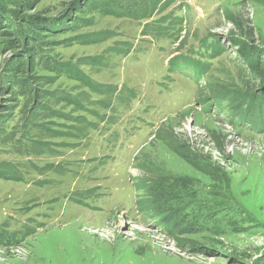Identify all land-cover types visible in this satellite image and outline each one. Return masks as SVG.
Returning <instances> with one entry per match:
<instances>
[{
	"label": "rangeland",
	"instance_id": "rangeland-1",
	"mask_svg": "<svg viewBox=\"0 0 264 264\" xmlns=\"http://www.w3.org/2000/svg\"><path fill=\"white\" fill-rule=\"evenodd\" d=\"M26 1L0 0L3 25L81 4L75 30L36 31L97 90L37 65L34 97L7 94L22 48L0 36V264H264L260 79L238 52L264 47V0ZM160 181L191 192L175 231L149 207Z\"/></svg>",
	"mask_w": 264,
	"mask_h": 264
},
{
	"label": "trees",
	"instance_id": "trees-1",
	"mask_svg": "<svg viewBox=\"0 0 264 264\" xmlns=\"http://www.w3.org/2000/svg\"><path fill=\"white\" fill-rule=\"evenodd\" d=\"M22 2H27L26 0H22ZM115 2V1H113ZM72 7L69 8H62L60 10H55L51 11L50 8L42 10L41 16L38 14L26 16L25 19V25L24 22H21L19 19L16 24H18V29L15 31L13 29L12 24H7L3 25V21H0V36H6L9 35L7 40L5 41V45L9 49H16V48H22L18 57L16 58L15 62H11L8 64L7 68V73H4L3 76V81H9L10 82V88L7 92V94H15V92L12 91L13 86H19L21 90L25 93L28 94L29 97H34V91L33 88L30 86L31 81L33 78H35L34 74L32 71L35 69L37 65L42 66L43 69L48 70V71H53V72H58L59 70L63 69L68 71V74L71 77H74L77 80H82L84 84L88 88H91V90L96 91L97 88L94 87L93 85L90 84L89 80L85 78V76L80 72V70L76 69L75 67H70L69 65H64L61 68H59V64L55 59H51L47 57L44 53V48L47 45L51 44V41L45 40L44 38L46 37H41V35H46V34H37V31H48L51 34H60V33H65L67 31L75 30L77 28V23L78 19L75 15L73 16L72 13L76 11L83 12V7H81V4L76 1L74 2ZM120 7L117 6H112V7H107L105 9V12L107 13H114L117 12L114 9L119 10ZM108 9H111V11H108ZM130 11V10H129ZM128 11V12H129ZM117 14V13H115ZM17 20V19H16ZM70 21V22H69ZM70 24V25H69ZM3 25V26H2ZM28 25H32L35 29L32 31L30 28H28ZM37 30V31H36ZM24 38L25 41L24 43H21V39ZM80 42L87 43L91 42V40L88 38V36H77ZM239 55L242 57L243 61H246V65L248 67V70H253L254 75L257 76V78L260 79V84L257 88L251 90V91H256L259 90L258 96L256 97V103H254L257 106V114L258 118L255 115V120H256V126L259 131L264 129V71L258 70V67H260L262 64H264V47L263 48H258V47H250L248 44L242 45L238 49ZM216 55V54H215ZM64 67V68H63ZM208 69V66H203L198 64V68L196 70L198 72H206ZM62 71V70H61ZM51 81V79H46ZM242 90V89H241ZM243 93H247L250 90H242ZM233 95L231 92L228 94L224 99H230V97ZM245 95V102L243 103V107H245L244 111L246 108L249 107L248 105V99H246ZM67 98H62V100L66 101L69 104H75V101L69 97L65 96ZM249 97V96H248ZM239 98V97H237ZM32 102H35L33 100ZM11 106V104H10ZM9 106V107H10ZM253 106V105H252ZM239 122L243 123V120L241 119L238 120ZM247 123H250L247 121ZM255 126V125H253ZM170 134H172L170 132ZM166 183L170 182L165 180ZM177 182V181H175ZM160 184H157L156 187L153 189H156L159 195H156V202L150 203V200L148 202L151 204L152 209L157 213H165L166 219L170 221V225H168L170 231H175L176 227L174 226V220H182L183 216L187 215L188 217L190 214H185V206H181L176 203V207L170 206V200L176 199L177 197H190L191 192L188 194L186 191H182L179 193L183 194H177L176 192L178 189H181V185H177L176 183H173V186L170 187V190L168 194H163L162 192H159V188L161 191H163V186L164 183L162 181L158 182ZM180 191V190H179ZM153 196V195H152ZM153 200V198H152ZM145 205V204H144ZM145 207H148L145 205ZM187 222L185 221L184 224L182 225V228L184 229L183 232H190L192 233L193 227L189 226L186 224ZM261 261H264V258L261 259ZM260 261V262H261Z\"/></svg>",
	"mask_w": 264,
	"mask_h": 264
},
{
	"label": "bare ground",
	"instance_id": "bare-ground-1",
	"mask_svg": "<svg viewBox=\"0 0 264 264\" xmlns=\"http://www.w3.org/2000/svg\"><path fill=\"white\" fill-rule=\"evenodd\" d=\"M40 223V222H39Z\"/></svg>",
	"mask_w": 264,
	"mask_h": 264
}]
</instances>
